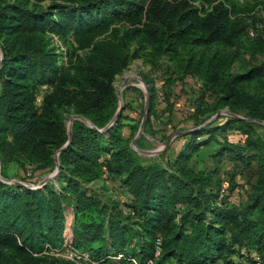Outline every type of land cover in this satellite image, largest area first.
I'll use <instances>...</instances> for the list:
<instances>
[{
	"label": "trees",
	"instance_id": "1",
	"mask_svg": "<svg viewBox=\"0 0 264 264\" xmlns=\"http://www.w3.org/2000/svg\"><path fill=\"white\" fill-rule=\"evenodd\" d=\"M200 1L0 0L2 173L9 163L59 169L61 185L0 181V264L49 263L46 253L64 244L66 206L74 210V248L102 264H215L236 253L256 264L251 249L264 264V138L245 131L239 145L258 170L237 206L222 194L216 170L190 165L199 146L213 140L209 126L183 135L181 152L164 164L133 150L123 114L111 124L120 109L115 79L138 58L201 79L231 121H264V59L234 69L243 54L264 53V38L245 39L236 0ZM52 34L68 46L67 60ZM150 95L144 127L155 117ZM224 138L218 144H238ZM105 175L121 176L123 189L104 196L87 190Z\"/></svg>",
	"mask_w": 264,
	"mask_h": 264
},
{
	"label": "rangeland",
	"instance_id": "2",
	"mask_svg": "<svg viewBox=\"0 0 264 264\" xmlns=\"http://www.w3.org/2000/svg\"><path fill=\"white\" fill-rule=\"evenodd\" d=\"M198 2L201 1L198 0ZM49 3V1L41 2L43 6H47ZM237 3L240 4L241 10H243V19L247 24L246 29L248 30L245 31V39L253 41L257 38H264V0H244L243 2L237 1ZM251 31L254 32L253 35L250 34ZM52 36L54 44L59 47L57 52L61 54L64 60H67L68 46H65L58 35L52 34ZM263 59L264 53H245L241 59L235 62L234 69L245 70ZM1 61L2 53L0 51V66ZM114 85L120 94L119 111L121 110V113L119 116L122 114L124 116L122 119L124 136L131 138L133 150L145 162L160 161L168 164V160H174L181 152L185 143L182 142V140H185L183 135L193 129L209 126L207 130L215 131L213 140L208 145L202 146L199 144V149L193 155L190 165L195 170H216L222 177L223 182L227 180L230 184L227 190L229 199L237 196L247 200L252 191L258 168L257 163L250 159L252 152L239 146L241 145L240 136L245 131H249L255 136L264 138V121H255L253 124L231 121L232 114L229 108L219 107L217 94L206 88L201 79L190 74L171 75L163 60L157 65H152L145 58L135 59L127 69L116 77ZM248 87L253 90L255 83L249 84ZM45 90L46 87H42L39 95ZM151 93L155 94L153 100L155 117H153L151 127H144V112L148 108ZM163 95L165 99H161ZM178 101L183 103L180 108L176 106ZM193 105H195L196 110L190 111V107ZM167 112L170 117L164 118ZM233 116L244 117L243 114ZM116 120L117 118L111 124L115 123ZM167 124H172L173 130L167 129ZM226 127V131L221 130ZM176 131L179 133V137L176 139H181V144H172V141L176 139H172L168 144L171 135ZM101 132L106 135V129ZM225 134L226 139L230 138V140L234 138L233 134L239 136V141L236 142L238 144H218L225 139ZM200 140L202 139L200 138ZM223 149L225 152L220 155L219 152ZM58 170H36L35 166L32 165L21 168L15 163H9L5 168L6 173L3 174L0 160V181L9 186L31 188H42L45 184H51L56 190H60ZM107 176L105 175L106 180H97L88 185L87 190L90 192L96 191L104 196L109 190L121 191L123 189L121 176L114 175L110 178ZM73 225V207L66 206L64 244L62 247L48 251L46 254L49 256V263L44 262L42 264H63L62 261L73 264H102L92 256L90 259L84 260L77 259L75 255H72L76 250L73 246ZM236 248H239L240 252L245 254L249 250L247 246L237 245ZM253 253L254 251L251 249L248 254L253 256ZM244 257L245 255L241 257L238 253L224 255L223 259L215 264H247V258Z\"/></svg>",
	"mask_w": 264,
	"mask_h": 264
},
{
	"label": "built area",
	"instance_id": "3",
	"mask_svg": "<svg viewBox=\"0 0 264 264\" xmlns=\"http://www.w3.org/2000/svg\"><path fill=\"white\" fill-rule=\"evenodd\" d=\"M237 1L243 2L244 0H237ZM250 34L253 35L254 32L251 31ZM162 84H164V82H162ZM161 99H165V96H164V95L161 96ZM41 101H42V95H38V96H37V102H38V103H41ZM176 106L180 108V107L183 106V103L180 102V101H178V102H176ZM195 110H196L195 105H193V106L190 107V111H195ZM145 112H146V111H145ZM166 128H167V129H170V130H173V125H172V124H167V125H166ZM178 137H179V133L174 132V134L171 135V139H170V140H172V139H176V138H178ZM247 139H248V133H245V132L242 133V135L240 136V144H245L246 141H247ZM182 142L184 143L185 140H182ZM104 171H105V173H106V171H107L106 167H104ZM229 187H230L229 182H228L227 180L224 181L223 184H222V190H221L222 194H224L225 192H227V190L229 189ZM115 196H116L118 199H120V201H122V202H124V201L126 200V197H125L123 194L118 193V194L115 195ZM126 211L130 212V210H127V209H126ZM72 255H75V256L77 257V259L88 260V259L91 258V254H90L88 251H84V250L82 251V250H77V249H76V250L72 253ZM253 256H254V259H255L256 264H260V263H261V257H260V255H259L258 253H256V252H254ZM118 257H119V258L123 257V254H119ZM72 259L75 260L73 257H72ZM77 259H76V260H77ZM134 261H135V260H134Z\"/></svg>",
	"mask_w": 264,
	"mask_h": 264
},
{
	"label": "crops",
	"instance_id": "4",
	"mask_svg": "<svg viewBox=\"0 0 264 264\" xmlns=\"http://www.w3.org/2000/svg\"><path fill=\"white\" fill-rule=\"evenodd\" d=\"M166 117H168V118L170 117V115H169L168 112L166 113V115L164 116V118H166ZM175 117L177 118L178 116H175ZM179 120H180V118H179ZM233 137H234L233 139L230 140V138H229V140L232 141V142H235V143L239 141V136H237L236 134H233ZM172 144H181V139L173 140L172 141ZM230 202L232 204L238 206V205L242 204L243 202H245V200H243V199H241V198H239V197L236 196V197L230 198Z\"/></svg>",
	"mask_w": 264,
	"mask_h": 264
},
{
	"label": "water",
	"instance_id": "5",
	"mask_svg": "<svg viewBox=\"0 0 264 264\" xmlns=\"http://www.w3.org/2000/svg\"><path fill=\"white\" fill-rule=\"evenodd\" d=\"M118 96H120V94L118 93ZM120 98V97H119ZM122 109V108H121ZM147 112V110H146ZM146 112H145V115H144V120H145V117H146ZM121 113V110L118 112L116 118L119 116V114ZM171 142V140L168 142V144Z\"/></svg>",
	"mask_w": 264,
	"mask_h": 264
}]
</instances>
